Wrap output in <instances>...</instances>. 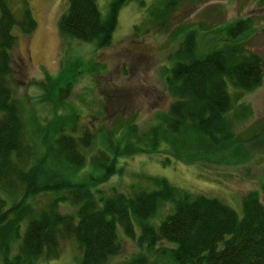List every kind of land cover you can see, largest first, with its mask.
I'll list each match as a JSON object with an SVG mask.
<instances>
[{
	"label": "trees",
	"instance_id": "trees-1",
	"mask_svg": "<svg viewBox=\"0 0 264 264\" xmlns=\"http://www.w3.org/2000/svg\"><path fill=\"white\" fill-rule=\"evenodd\" d=\"M125 1L110 0L102 15L97 0H68L57 18V29L105 46L111 42L116 11ZM179 1L154 0L147 6L163 24ZM17 2L14 9L8 0H0V252L4 263L53 257L59 253V239L67 236L77 240L80 264H107L120 249L117 230L121 227L148 249L158 239L170 243L158 250V256L168 260L150 259L137 251L118 264H264V181L241 196V214L219 198L179 188L158 174H144L146 184H134L129 192L112 186L107 193L97 187L120 168L121 154L163 152L165 160L174 155L191 161L228 153L236 137L226 116L233 100L226 80L243 92L259 85L263 75L260 56L237 42L250 25L249 17L230 20L224 27L228 41L203 52L197 51L196 28L184 29L170 53L172 63L165 66L164 86L172 100L146 127L137 129L130 121L115 138L117 129L112 127L93 131L88 125L79 126L75 112L51 125L46 149L34 155L14 92L11 50L15 25L28 33L36 22L28 2ZM100 133L102 144L94 143ZM92 144L90 154L82 149ZM206 156L203 159L209 160ZM42 191L51 192L48 203L37 207L33 199L27 200ZM165 200L172 203L171 210L152 221L157 203ZM64 202L76 209H60ZM22 220L27 222L19 246L7 260L9 240L20 234Z\"/></svg>",
	"mask_w": 264,
	"mask_h": 264
},
{
	"label": "rangeland",
	"instance_id": "rangeland-1",
	"mask_svg": "<svg viewBox=\"0 0 264 264\" xmlns=\"http://www.w3.org/2000/svg\"><path fill=\"white\" fill-rule=\"evenodd\" d=\"M26 1L36 26L28 33L20 31L17 25L13 28L16 37L11 50V75L15 95L19 97L24 134L32 144L34 155L46 149L51 125L75 112L79 126L88 125L93 131L112 127L117 129L115 138L120 137L130 121L135 122L137 129L146 127L154 114L167 110L172 100L164 86L165 66L172 63L170 53L183 37L184 29L189 25L196 28L197 51L203 52L213 44L228 41L224 27L230 20L248 16L250 25L237 42L241 40L247 52L253 51L260 56L263 75L259 85L243 92L226 80L227 91L233 99L232 109L226 116L231 119L232 133L236 137L228 153L210 158L204 155L209 160L203 157L191 161L174 155H168L165 160L163 152L121 154L117 160L120 168L115 169L109 179L97 184L107 193L112 186L117 191L129 192L134 184H146L142 178L144 174H158L179 188L219 198L241 214V196L257 190L264 181V0H182L167 14L170 18L163 24L161 18L150 15L147 5L154 0H142L143 5L139 0H126L116 11L117 22L111 42L102 47L89 39L82 40L58 31L57 18L68 0ZM109 1L97 0L102 15L108 11ZM9 2L17 8V0ZM101 134L94 143H101ZM82 149L90 154L94 144ZM50 194L42 191L27 200L33 199L38 207L49 202ZM157 204L151 218L154 222L172 207L169 200ZM59 208L76 209L74 204L66 202ZM26 222L22 220L20 234L9 240L7 260L15 254ZM121 230L118 227L120 249L107 264H118L137 251L150 259L168 260L165 255L159 253L158 256V250L169 241L158 239L155 247L148 249ZM58 250L53 257L39 256L24 264L81 263L76 239L63 236L59 239ZM4 262V253L0 252V264Z\"/></svg>",
	"mask_w": 264,
	"mask_h": 264
}]
</instances>
